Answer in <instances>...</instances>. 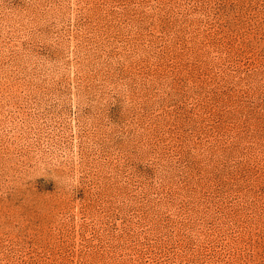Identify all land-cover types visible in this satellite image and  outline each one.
<instances>
[{
  "label": "rangeland",
  "instance_id": "1",
  "mask_svg": "<svg viewBox=\"0 0 264 264\" xmlns=\"http://www.w3.org/2000/svg\"><path fill=\"white\" fill-rule=\"evenodd\" d=\"M0 264H264V0H0Z\"/></svg>",
  "mask_w": 264,
  "mask_h": 264
}]
</instances>
